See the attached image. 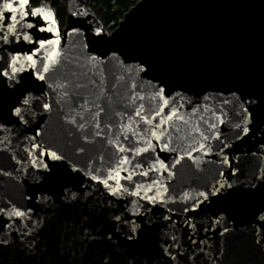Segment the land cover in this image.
<instances>
[{"label":"water","instance_id":"95a60500","mask_svg":"<svg viewBox=\"0 0 264 264\" xmlns=\"http://www.w3.org/2000/svg\"><path fill=\"white\" fill-rule=\"evenodd\" d=\"M0 264H264V0H0Z\"/></svg>","mask_w":264,"mask_h":264},{"label":"trees","instance_id":"16d2710c","mask_svg":"<svg viewBox=\"0 0 264 264\" xmlns=\"http://www.w3.org/2000/svg\"><path fill=\"white\" fill-rule=\"evenodd\" d=\"M42 0H32L33 5H38ZM56 9L58 19L63 26L67 15V0H47ZM138 0H87L96 12L105 27L113 30L126 11Z\"/></svg>","mask_w":264,"mask_h":264},{"label":"snow or ice","instance_id":"6c2138e0","mask_svg":"<svg viewBox=\"0 0 264 264\" xmlns=\"http://www.w3.org/2000/svg\"><path fill=\"white\" fill-rule=\"evenodd\" d=\"M25 2H26V0H25ZM8 7H11V5L9 4Z\"/></svg>","mask_w":264,"mask_h":264}]
</instances>
